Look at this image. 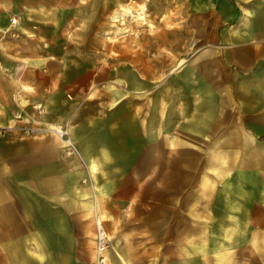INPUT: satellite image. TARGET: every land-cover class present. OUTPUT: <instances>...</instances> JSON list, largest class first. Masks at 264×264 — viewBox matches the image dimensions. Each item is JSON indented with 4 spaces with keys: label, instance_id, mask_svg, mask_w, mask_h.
Here are the masks:
<instances>
[{
    "label": "crops",
    "instance_id": "obj_1",
    "mask_svg": "<svg viewBox=\"0 0 264 264\" xmlns=\"http://www.w3.org/2000/svg\"><path fill=\"white\" fill-rule=\"evenodd\" d=\"M239 2L234 20L218 28L211 47L199 50L189 61L194 64L172 70L159 88L152 85L147 101L144 73L135 70L134 77L128 75L133 101L125 99L124 87L108 84L113 100L87 98L74 108L69 131L84 165L64 158L59 144L14 134L0 139V251L8 252L0 264H80L83 205L87 218L99 208L109 222L111 264H264V0ZM46 5V0H0V52L8 43L4 32L20 38L5 50L20 60L18 70H0V125L36 104L40 113L47 115L49 108L61 114L69 70L48 68L56 57L40 50L41 40L56 39L57 17L47 18ZM11 17H18L17 25L10 24ZM28 38L39 48H28ZM2 63L11 68L10 61ZM85 75L75 98L104 85L91 87L97 74ZM126 108L133 110L139 151L147 139L148 154L167 158L162 189L152 180L149 199L137 187L120 198L107 178L97 186L96 164L86 157L118 153L111 140H120L116 127L124 123ZM86 173L91 186L80 192ZM13 179L31 194L19 217L9 213L14 202L10 185L2 183ZM143 204L149 209L139 211ZM159 219H167L163 230L153 221Z\"/></svg>",
    "mask_w": 264,
    "mask_h": 264
},
{
    "label": "rangeland",
    "instance_id": "obj_2",
    "mask_svg": "<svg viewBox=\"0 0 264 264\" xmlns=\"http://www.w3.org/2000/svg\"><path fill=\"white\" fill-rule=\"evenodd\" d=\"M46 2L47 18L49 19V16H54V14L57 17L56 39L53 38L52 42L41 40L40 50L48 57H56L47 65L48 68L69 70L67 74H64V82L70 86L67 87L68 91L64 92L63 101L60 102L61 114H52L47 108V115H51L49 118L43 112L40 113L43 108L36 104L33 111L13 114L6 125H0V139L9 138L8 136L14 134L12 136H17V138L28 137L34 140H43L48 145L56 147L59 143L55 137L49 134L21 137L19 132L11 130L23 125L47 128L61 123L66 118L71 125L68 119L71 120L74 108L79 107L87 98L104 97L113 100V91L106 88L108 84L118 90L120 87H124L125 89H121V92L125 93V99L133 101L135 93L128 75L132 74L134 77L135 70L144 73L143 100L147 101L151 97L147 91L152 85L159 88L165 83L172 70H183L184 66L190 65V63L194 64L189 61L195 59L193 57L198 51L211 47L216 39L218 28L222 24L231 23L240 6L239 0H46ZM17 19L18 17L14 19L11 17L10 24L17 25ZM3 37L4 41H8V43L0 52V70H18L20 60L10 58L6 51L15 43L9 41L20 40V38L10 36L9 31L4 32ZM28 39V42H25L28 48H39L34 39ZM3 60L10 61L11 68L4 66ZM24 60L21 61L23 64L35 66L30 60ZM85 73H91L92 77L95 73L97 74V80H95L97 82H93L96 85H92V82L88 81L91 87L97 88L100 82L104 85L96 91L97 93L82 92V98H75L74 91L78 88L79 79L86 76L88 78ZM126 74L128 80L125 78V81L127 83L123 80ZM120 75L122 82L119 86ZM25 89L30 91L28 87ZM96 109L98 110L97 107H93L94 113ZM124 111L125 113L122 114L124 123L120 127L116 125L120 140L118 142L113 138L111 140L112 144L117 147L118 153L101 156L86 155V157L88 160H94L96 164L94 175L97 186L107 178V180H111L112 186L118 188L115 195L120 198L126 199L137 187L143 190L144 199H149L152 195V180H154V185L162 189L164 178L161 174L166 169L167 158L165 155L148 154L147 151L150 150L148 147L151 144L147 139H143V147L139 151V146L134 140L133 110L126 108ZM123 117L125 118L123 119ZM110 135H112L111 132ZM99 137L101 142L103 140L102 132L99 133ZM161 141L156 139L154 143L159 144ZM162 143L165 145V140ZM162 167L164 170L161 169ZM49 173L54 176L53 171H49ZM86 175L87 173L78 184L79 191L91 186L90 177ZM4 182L10 185L6 188L11 191L9 197H12L11 200L14 202L9 213L16 217H19L20 214L24 215L26 210L24 208L28 205L29 195H31L29 189L22 185L21 180L13 179L2 183ZM11 182L14 183V186L11 185ZM64 182L67 183L65 179H62V183ZM143 205L138 208L139 211L149 209L146 204ZM84 209L83 205L78 226L80 233L79 259L80 264H89V261L94 264V218L93 215L90 218L84 216ZM97 210L98 218L102 220L105 230L108 229V220L99 208ZM153 221L158 222L162 230L167 224V219ZM8 225L11 223L9 222ZM7 253L0 251V259H5ZM108 254L109 248L106 250L107 264H111Z\"/></svg>",
    "mask_w": 264,
    "mask_h": 264
},
{
    "label": "built area",
    "instance_id": "obj_3",
    "mask_svg": "<svg viewBox=\"0 0 264 264\" xmlns=\"http://www.w3.org/2000/svg\"><path fill=\"white\" fill-rule=\"evenodd\" d=\"M8 128V127H7ZM5 129V128H3ZM10 129V128H8ZM19 132L22 136H32L37 134H49L56 138L62 151V156L66 159H75L84 165L82 156L72 140L69 131V123H59L51 125L47 128H35L33 126H19L13 128L11 131ZM1 132V128H0ZM45 132V133H44ZM85 181V179H84ZM107 232L104 228L102 220L98 217L94 218V237H93V251H94V264H107L106 250L109 248V239Z\"/></svg>",
    "mask_w": 264,
    "mask_h": 264
},
{
    "label": "bare ground",
    "instance_id": "obj_4",
    "mask_svg": "<svg viewBox=\"0 0 264 264\" xmlns=\"http://www.w3.org/2000/svg\"><path fill=\"white\" fill-rule=\"evenodd\" d=\"M114 17V16H113ZM119 17V16H118ZM142 18V17H141ZM16 22V21H15ZM95 217H98V215L97 214H94L93 215V218H95ZM101 220V219H100ZM107 235V237H108V239H109V246H110V238H109V235L108 234H106Z\"/></svg>",
    "mask_w": 264,
    "mask_h": 264
}]
</instances>
